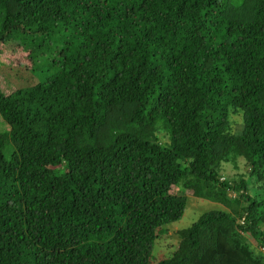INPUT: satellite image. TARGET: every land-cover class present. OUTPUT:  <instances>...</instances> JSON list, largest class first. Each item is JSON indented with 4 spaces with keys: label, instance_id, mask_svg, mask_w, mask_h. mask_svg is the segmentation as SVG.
<instances>
[{
    "label": "trees",
    "instance_id": "obj_1",
    "mask_svg": "<svg viewBox=\"0 0 264 264\" xmlns=\"http://www.w3.org/2000/svg\"><path fill=\"white\" fill-rule=\"evenodd\" d=\"M0 62V264H264V0H0Z\"/></svg>",
    "mask_w": 264,
    "mask_h": 264
},
{
    "label": "rangeland",
    "instance_id": "obj_2",
    "mask_svg": "<svg viewBox=\"0 0 264 264\" xmlns=\"http://www.w3.org/2000/svg\"><path fill=\"white\" fill-rule=\"evenodd\" d=\"M231 1H233L235 4H240L243 2V0ZM7 60L8 63L12 65L18 64L19 61L28 63L27 57L22 53H18L17 55H8ZM1 68L2 64L0 62V72L2 71ZM1 79L5 80L6 78L1 75ZM8 130L9 128L7 124H5V122L0 117V133L7 132ZM243 172H247V168L243 162H241L239 168H235L234 165L229 164L225 166L224 176L237 178L238 175ZM172 192L179 196L186 194L188 197V205L184 216L179 221L168 225V233L155 243L153 253L155 252L157 261L167 259L173 252L174 248L178 246L179 231L189 228L193 223L197 222L202 215L209 211L225 209L221 204L196 198L191 194V192L186 191V193H182L178 190V188H173Z\"/></svg>",
    "mask_w": 264,
    "mask_h": 264
}]
</instances>
